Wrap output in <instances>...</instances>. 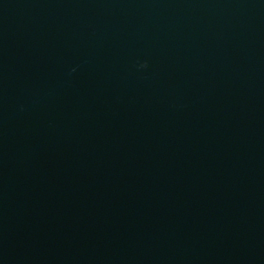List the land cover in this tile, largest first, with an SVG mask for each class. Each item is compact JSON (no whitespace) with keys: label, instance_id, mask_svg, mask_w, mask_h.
I'll list each match as a JSON object with an SVG mask.
<instances>
[{"label":"water","instance_id":"water-1","mask_svg":"<svg viewBox=\"0 0 264 264\" xmlns=\"http://www.w3.org/2000/svg\"><path fill=\"white\" fill-rule=\"evenodd\" d=\"M0 264H264V0H0Z\"/></svg>","mask_w":264,"mask_h":264}]
</instances>
